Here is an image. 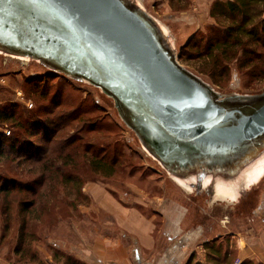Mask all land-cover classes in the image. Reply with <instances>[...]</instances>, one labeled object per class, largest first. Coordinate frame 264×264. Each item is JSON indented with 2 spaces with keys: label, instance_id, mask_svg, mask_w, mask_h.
Returning <instances> with one entry per match:
<instances>
[{
  "label": "water",
  "instance_id": "water-1",
  "mask_svg": "<svg viewBox=\"0 0 264 264\" xmlns=\"http://www.w3.org/2000/svg\"><path fill=\"white\" fill-rule=\"evenodd\" d=\"M0 55L109 97L188 194L235 204L264 178V90L222 93L182 65L170 28L141 0H0Z\"/></svg>",
  "mask_w": 264,
  "mask_h": 264
},
{
  "label": "rangeland",
  "instance_id": "rangeland-1",
  "mask_svg": "<svg viewBox=\"0 0 264 264\" xmlns=\"http://www.w3.org/2000/svg\"><path fill=\"white\" fill-rule=\"evenodd\" d=\"M141 1L150 13L170 28L176 39L178 59L182 65L222 93H256L264 90V57L256 61L258 64L245 69L237 67V58L226 60L225 63L230 68L223 73V46L217 47L212 43L214 41L223 45V30L231 25V20L225 15L213 16L211 10L216 1L229 0ZM211 36L212 40H209ZM239 50L237 57L242 53V49ZM258 50L264 53L263 46H259ZM0 62H3L0 63V72H3L0 83L8 85L6 77H10L12 82L10 87L4 86L9 97L5 102L14 101L25 107V110H31L38 104L36 98L39 93L47 92L50 97L57 92L60 94L61 103L55 112L76 111V116L63 122L56 132V138L46 144L50 157L61 152L66 156L59 161H52L50 185L45 187L44 195L39 198L36 212L26 215L30 240L23 245L27 252L24 251L22 256L13 254L22 221V217L15 214L18 210L16 206L19 194H13L7 199L11 203V217L7 220L9 227L5 238H0V264H66V257H70V262H75L74 264H88L75 251L81 245L93 243L100 231L96 233L93 230L96 224L99 225L95 219L99 215H94L97 221L94 222L91 213L82 210L90 205L93 191L91 186L100 187L95 194L101 199L111 196L118 203L127 204L125 206H130L129 201L137 198L150 200L154 195L161 199L169 197L186 208L184 211L187 213V221L195 215L193 212L202 210L203 218L200 217V221L204 220L206 223L204 235L209 238L217 234L228 237L223 241V249L227 247L232 253V264H241L237 256L238 242L235 237L251 241L255 234L264 229V178L235 204L209 203L206 194H188L144 152L134 132L119 119L112 100L98 89L52 72L36 62H25L1 55ZM253 69L255 70L251 72ZM31 75L40 77L36 95L32 94L24 82ZM29 103H32V107L28 106ZM3 129L10 133L12 127ZM61 137H73V140L64 148L59 145L55 148L53 145L56 141L60 142ZM35 139L32 138L33 141ZM99 159L104 163L101 166L103 171L94 168V163ZM62 163L64 164L61 165ZM55 165H59L61 171L56 172ZM112 166L115 170L109 175ZM11 168V165H5L4 173ZM68 175L82 179L79 193L72 183L64 182ZM65 199L73 201L74 207L69 208L67 202H64ZM3 202L4 198L0 196V205ZM99 213V217H103L101 213L105 211ZM200 221H196L195 225L203 222ZM3 227L4 217L0 215V236L4 232ZM158 227L161 229V226ZM113 229L109 230L112 234L122 235L119 228ZM183 230L186 231V228ZM106 232L108 231L101 230L100 234L105 235ZM165 243H168L166 239ZM204 248L205 253L195 255L199 263L203 261H200L198 255L206 258L208 256L207 248ZM79 252L85 254L84 250ZM184 257L186 254L179 256L180 260Z\"/></svg>",
  "mask_w": 264,
  "mask_h": 264
},
{
  "label": "trees",
  "instance_id": "trees-1",
  "mask_svg": "<svg viewBox=\"0 0 264 264\" xmlns=\"http://www.w3.org/2000/svg\"><path fill=\"white\" fill-rule=\"evenodd\" d=\"M211 13L217 17L229 16L231 20V25L223 30V45L214 41L212 43L217 47L223 46V73L230 68L229 64L225 63L226 60L231 61L237 58L236 64L239 69L256 65L255 63L258 64L256 61L264 57V53L258 50L259 46L264 47V0L216 1L212 6ZM212 37H209V40H212ZM245 37L246 40L243 39ZM240 48L242 53L237 57ZM254 70H251V72ZM39 78L37 75H31L24 80L25 85L34 95L38 92ZM36 101L38 103L36 108L31 110H25V107H21L14 101L0 104V196L4 198L3 204L0 205V215L4 217V232L0 238L1 240L5 238L9 227L7 220L11 217V203L7 199L13 194H19L17 195L19 198L16 206L18 210L15 214L21 216L22 221L13 254L21 256L24 251L27 252L23 245L29 243L30 240L26 215L36 212L39 198L44 195L45 187L50 185L52 161H59L66 156L61 152L55 157H50L46 144L54 137L56 138V132L63 122L76 116V111L70 113L55 112L61 103L60 94L57 92L48 97V93L42 91ZM8 126L12 127L11 130L9 129V134L3 129ZM33 137L36 138L35 141L32 140ZM59 139L61 141L58 143L56 141L53 145L55 148L58 145L61 148L68 146L73 137L72 139L71 137H61ZM99 160L94 163V168L103 171L104 169L101 166L104 163L101 159ZM5 165H11L12 168L4 173ZM55 166H57L56 172L61 171L59 165ZM114 170L115 167L112 166L108 174H112ZM81 181L82 179L79 176L72 175H68V179L64 180L66 184L72 183V186H76L78 193ZM64 202H67L69 208L74 207L73 201L65 199ZM227 238L221 235L204 243L208 252L207 261L204 264H232V253L227 247L223 249V241ZM68 263L74 264L75 262H70V257H66V264ZM185 264L200 263L195 262L193 256H190ZM241 264L263 263L245 260Z\"/></svg>",
  "mask_w": 264,
  "mask_h": 264
},
{
  "label": "crops",
  "instance_id": "crops-1",
  "mask_svg": "<svg viewBox=\"0 0 264 264\" xmlns=\"http://www.w3.org/2000/svg\"><path fill=\"white\" fill-rule=\"evenodd\" d=\"M2 74L3 72H0V78ZM9 78L6 77L8 85L0 83V104L9 100L4 89L12 83ZM98 188L100 187L91 186L93 191L90 205L83 207L82 210L91 213L94 222H97L95 219L98 220L99 225L96 224L93 230L96 233L100 231L93 243L81 245L75 251V254L81 256V259L83 258L82 260L88 264H182L187 256L189 258L193 256L194 261L197 262V253H205L203 245L212 238L204 235L206 223L204 220L200 221L202 210L193 212L195 215L187 221L185 218L187 213L184 211L186 208L169 197L161 199L154 195L150 200L137 198L134 201L130 200L129 203L126 202L130 206H125L127 204L122 205L111 196H104L101 199L95 194ZM100 211H105L101 213L103 217H99ZM196 221L202 223L195 225ZM158 226H161V229ZM116 227L122 231V235L112 234L109 231ZM183 228H186V231ZM101 230L108 232L102 235ZM221 235L223 234H217L213 238ZM235 238L238 242L237 256L241 263L250 260L264 264V229L255 234L251 241L243 237L241 239L239 236ZM80 250H84L85 254H80ZM183 254H186V257L180 260L179 256ZM198 256L200 261H203L200 264L206 263V257Z\"/></svg>",
  "mask_w": 264,
  "mask_h": 264
},
{
  "label": "built area",
  "instance_id": "built-area-1",
  "mask_svg": "<svg viewBox=\"0 0 264 264\" xmlns=\"http://www.w3.org/2000/svg\"><path fill=\"white\" fill-rule=\"evenodd\" d=\"M29 107H32V103H29V105H28ZM7 132V134H9V131H6Z\"/></svg>",
  "mask_w": 264,
  "mask_h": 264
},
{
  "label": "flooded vegetation",
  "instance_id": "flooded-vegetation-1",
  "mask_svg": "<svg viewBox=\"0 0 264 264\" xmlns=\"http://www.w3.org/2000/svg\"><path fill=\"white\" fill-rule=\"evenodd\" d=\"M194 195H203V194H194ZM220 205H221V203H220ZM214 206H215V204H214ZM212 207V206H211Z\"/></svg>",
  "mask_w": 264,
  "mask_h": 264
}]
</instances>
